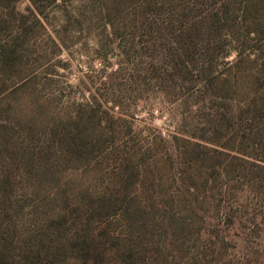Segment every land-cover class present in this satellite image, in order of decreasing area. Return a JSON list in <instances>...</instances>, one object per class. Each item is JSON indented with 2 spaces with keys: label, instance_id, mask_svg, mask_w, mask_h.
Masks as SVG:
<instances>
[{
  "label": "trees",
  "instance_id": "1",
  "mask_svg": "<svg viewBox=\"0 0 264 264\" xmlns=\"http://www.w3.org/2000/svg\"><path fill=\"white\" fill-rule=\"evenodd\" d=\"M152 2L149 11L166 16L162 31L170 39L164 57L174 87L180 80L184 89L194 88L196 73L205 74V85L209 76L207 82L214 83L210 95L226 99V91L231 114L248 123V141H255L252 149H264V0ZM149 7L150 2L144 8ZM200 8L202 14L197 16L194 13ZM188 13L189 18L185 17ZM160 31L151 29L146 34L154 41L161 38ZM203 41L204 47H199ZM224 41L229 47L222 53ZM16 43H0V79L9 70L7 65L19 61L13 52ZM200 51L205 56L201 62ZM255 51L258 55L252 56ZM231 53L235 58L227 63L223 78L208 72L214 59L223 61ZM26 78L10 87L1 79L0 95L24 87ZM89 101L86 111L79 110L65 120L54 118L48 124L45 154H38L39 150L23 163L3 167L2 175L10 181L21 177L20 173L35 172L41 179L33 184L34 196L48 194L52 206L46 213L31 215L30 228L21 231L18 215L8 210L7 191L1 190L0 264H227V236L211 233L204 223L197 226L196 213L203 202L208 204L207 194L214 190L218 197L214 207L219 210L221 194L227 187L234 188L232 180L248 178L253 167L264 170V156L223 146L237 153L232 155L236 162L228 163L223 157H229V152L207 145L199 151L200 143L182 138L180 144L174 134L162 138L168 148L156 145L174 153L150 158L140 151L129 130L122 133L119 129L121 116L109 115L98 97ZM25 108L40 126L46 124L44 113ZM229 113L227 121L233 126ZM174 155L180 160L175 166L170 160ZM85 169L92 172L85 174ZM221 173L226 181L219 183ZM184 212L194 213L192 222L176 216ZM198 220L203 222L202 217Z\"/></svg>",
  "mask_w": 264,
  "mask_h": 264
},
{
  "label": "rangeland",
  "instance_id": "2",
  "mask_svg": "<svg viewBox=\"0 0 264 264\" xmlns=\"http://www.w3.org/2000/svg\"><path fill=\"white\" fill-rule=\"evenodd\" d=\"M149 2L151 7L144 8ZM152 7V0H0V43L17 42L13 52L19 59L13 66H6L9 70L2 73L1 79L10 87L27 77L24 87L0 95V192L7 191L5 198L11 204L8 210L18 215L21 231L30 228L31 215L46 213L52 201L48 194L34 196L33 184L41 179L35 172L20 173L21 177L10 181L9 176L2 175L3 167L23 163L39 150L38 154H45L48 124L54 118L65 120L79 110L86 111L92 96L101 99L102 109L109 115L122 117L117 123L119 129L122 133L129 130L137 147L150 158L161 153L170 157L173 149L170 152L158 147L168 148L162 138L174 134L180 144L182 138L200 143L199 151L207 145L229 152L231 157H223L228 163L236 162L232 155L237 153L223 146L264 156V149H252L253 138L248 141V123L236 119L227 108L226 91V99L210 95L213 82H207L209 76L205 85V74L196 73L194 88L184 89L180 80L174 87L164 57L166 40L170 39L162 31L166 16L149 11ZM201 11L194 14L198 16ZM151 29H160L161 38L151 40L146 34ZM224 44L222 53L229 47L227 41ZM199 53L201 62L205 56ZM251 53L258 55L256 51ZM234 58L231 53L223 61L214 59L208 72L220 80ZM115 70L110 77V71ZM189 98L193 101L188 105L184 101ZM27 106L44 113V126L32 117ZM227 112L234 118L233 126L227 121ZM170 160L175 166L178 158L174 155ZM251 169L248 178L237 177L231 182L234 188L227 187L221 194L219 210L214 207L218 200L214 190L207 194L208 204L203 202L196 213L197 226L204 223V229L211 233L227 236V264H264V170ZM85 170V174L92 172ZM225 181L221 173L217 182ZM199 195L202 197L203 192ZM176 216L188 223L195 215L184 212ZM200 217L203 222L198 220Z\"/></svg>",
  "mask_w": 264,
  "mask_h": 264
}]
</instances>
